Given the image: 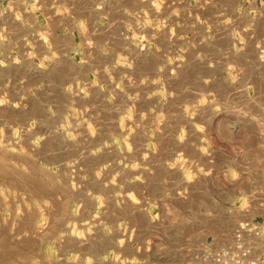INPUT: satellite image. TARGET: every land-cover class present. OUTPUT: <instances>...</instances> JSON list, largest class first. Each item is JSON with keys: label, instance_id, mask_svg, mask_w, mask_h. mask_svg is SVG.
Returning a JSON list of instances; mask_svg holds the SVG:
<instances>
[{"label": "rangeland", "instance_id": "374dc122", "mask_svg": "<svg viewBox=\"0 0 264 264\" xmlns=\"http://www.w3.org/2000/svg\"><path fill=\"white\" fill-rule=\"evenodd\" d=\"M263 218L264 0H0V264H264Z\"/></svg>", "mask_w": 264, "mask_h": 264}, {"label": "crops", "instance_id": "0c3cea01", "mask_svg": "<svg viewBox=\"0 0 264 264\" xmlns=\"http://www.w3.org/2000/svg\"><path fill=\"white\" fill-rule=\"evenodd\" d=\"M252 223V230L259 228L264 232V218L262 220H254ZM260 262L264 263V255H260Z\"/></svg>", "mask_w": 264, "mask_h": 264}, {"label": "bare ground", "instance_id": "6f19581e", "mask_svg": "<svg viewBox=\"0 0 264 264\" xmlns=\"http://www.w3.org/2000/svg\"><path fill=\"white\" fill-rule=\"evenodd\" d=\"M244 229V228H243Z\"/></svg>", "mask_w": 264, "mask_h": 264}]
</instances>
